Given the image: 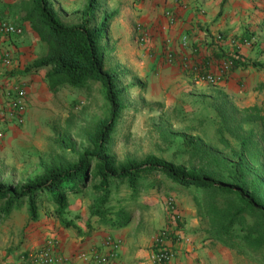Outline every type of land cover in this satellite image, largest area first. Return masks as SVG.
<instances>
[{"label":"rangeland","instance_id":"374dc122","mask_svg":"<svg viewBox=\"0 0 264 264\" xmlns=\"http://www.w3.org/2000/svg\"><path fill=\"white\" fill-rule=\"evenodd\" d=\"M122 74L119 84L124 89L125 108L110 135L106 151L109 158L119 164L156 155L175 165L204 168L226 179L227 170L244 146L247 191L264 204V86L260 88L261 97L254 98L252 92L236 97L217 87L193 82L178 69L166 75L150 71L145 77L131 69ZM37 93L44 104L36 122L13 126L0 138V178L11 186L23 185L51 164L71 167L77 163L79 154L92 148L89 132L98 120L110 115L100 82H91L84 88L65 84L57 92L40 82ZM223 107L231 116L228 124L220 115ZM169 180L163 174L150 173L138 190L124 182L112 185L107 199L102 201L103 193L95 187L98 179L91 175L80 191L67 196V208L78 206L86 216L94 215L99 206L114 218L122 211L130 213L129 218L136 215L133 226L149 241L155 232L158 236L163 229L175 226L184 230L188 219L197 220L208 238L228 245L241 264H264V233L260 228L264 218L259 212L244 213V219H236L227 231L217 235L231 199L197 187H171L165 183ZM40 198L35 201V218L31 217L28 201L23 203L22 210L29 213L26 227L31 231L38 229L34 223L39 218L58 212L50 195ZM169 200L174 201L179 218L169 210ZM184 211L192 213L185 216ZM53 236L58 237L50 235L35 248Z\"/></svg>","mask_w":264,"mask_h":264},{"label":"crops","instance_id":"0c3cea01","mask_svg":"<svg viewBox=\"0 0 264 264\" xmlns=\"http://www.w3.org/2000/svg\"><path fill=\"white\" fill-rule=\"evenodd\" d=\"M24 1L30 0H0V16L8 17L22 25L25 30L24 36L17 39L14 46L15 61L10 74L15 76L14 78L28 81L31 86L26 124L33 125L39 116L38 110L40 107L43 109L41 105L44 100L37 91L40 82L48 86L49 67L33 71L30 67L46 55L48 46L26 19ZM49 2L58 19L72 25L84 19L83 10L88 0ZM97 3L95 19L98 23L104 19L106 12H116L102 44L108 48L105 69L117 71L121 80L124 77L122 73L130 69L144 77L150 71L166 75L176 70L164 62L161 39L157 35L147 48L137 41L136 32L138 24H148L151 31L158 34L160 25L165 21V12L172 11L177 21L173 25L170 39L176 51H195L205 55L208 52L207 44L210 45L217 34H223L225 47L222 53L215 54L222 57L234 47L236 41L235 49L244 58V65L231 70L224 82L210 86L217 87L231 96L240 97L243 93L246 95L252 92L256 95L254 98L261 97L264 90L260 89L264 86V66H255L254 62L264 63V0H97ZM186 35L189 37V43L184 47L182 39ZM212 47L215 48V45ZM190 80L196 82L191 78ZM169 181L165 183L171 187H175V184L180 187V184ZM22 209L23 204L15 207L0 221V264H21L23 257L27 256L40 240L54 234L61 240L62 251L66 255L79 251L89 253L105 235L110 234L121 242L119 257L111 264H153L151 255L158 236L155 232L149 241L139 234L133 226L136 215L128 217L129 220L120 226L111 222L118 218V215L114 218L113 214H108L110 219L97 213L86 216L77 206L66 208L63 212L57 210L58 212H53L49 218H39L34 223L39 225L38 229L31 231L26 227L29 213H24ZM186 212L184 211L183 215L192 213ZM190 220L185 223L184 237L179 245L177 257L170 264H241L240 258L233 255L229 247L208 238L201 230L199 222ZM20 234L21 237L18 238ZM81 264L94 263L89 257Z\"/></svg>","mask_w":264,"mask_h":264},{"label":"trees","instance_id":"16d2710c","mask_svg":"<svg viewBox=\"0 0 264 264\" xmlns=\"http://www.w3.org/2000/svg\"><path fill=\"white\" fill-rule=\"evenodd\" d=\"M23 9L33 30L48 46L46 55L35 61L31 70L49 67L47 82L52 92H57L65 84L84 88L91 82H100L105 89L110 115L96 122L94 130L88 134L92 148L80 153L78 162L71 167L51 164L21 186H11L0 178V217L8 216L15 207L28 201L31 217L35 218V201L38 197L43 199L47 194L58 211L63 212L68 206L67 196L80 191L91 175L98 179L95 187L103 193L104 201L112 185L117 187L124 182L131 189L138 190L148 174L160 173L180 186L197 187L207 193L220 192L231 199L232 205L223 214L224 222L217 227V235L221 231H227L236 219H244L242 216L246 212H259L264 218V204L247 191L244 146L237 160L231 164V169L227 170L226 179L219 178L217 174L204 168L187 169L182 165H175L156 155H148L141 160L130 159L119 164L106 155L110 135L125 108L122 98L124 89L119 84L120 74L105 69L108 48L102 44L115 11L106 12L104 19L98 23L95 21L97 0H88L83 10L84 19L67 25L56 17L49 0L24 1ZM254 65L264 66V63L254 62ZM255 108L256 106L252 109ZM220 115L223 122L228 124L231 116L225 107L220 109ZM93 163L94 172L91 168ZM96 213L104 218L110 217L107 216L108 210H102L100 206ZM129 216L130 213L122 211L111 222L121 226ZM260 228L261 233H264V219ZM213 235L216 236L214 233Z\"/></svg>","mask_w":264,"mask_h":264},{"label":"built area","instance_id":"2783aa9c","mask_svg":"<svg viewBox=\"0 0 264 264\" xmlns=\"http://www.w3.org/2000/svg\"><path fill=\"white\" fill-rule=\"evenodd\" d=\"M165 21L160 25L159 32H152L148 24H138L137 41L147 48L151 46L154 36L161 39L162 57L168 66L180 70L196 82L218 85L227 79L235 67L242 66L244 58L234 47L225 56H217L225 47L223 34H217L211 44H207L208 52L200 55L195 51H176L171 44L170 33L177 19L172 11H166ZM24 27L5 16H0V138L11 126H24L27 122L30 105V84L26 80L14 78L11 66L14 64L17 39L24 36ZM184 47L189 43L186 35L182 39ZM215 45V48L212 47ZM214 50V53H213ZM168 208L177 212L173 200L168 201ZM177 215V214H176ZM176 217H180L177 215ZM183 229L179 226L163 229L155 240L151 260L153 264H170L178 254L179 245L183 240ZM121 242L107 234L103 240L89 253L79 251L66 255L62 251L61 240L48 238L43 244L24 256L21 264H81L90 260L94 264H111L120 254Z\"/></svg>","mask_w":264,"mask_h":264}]
</instances>
